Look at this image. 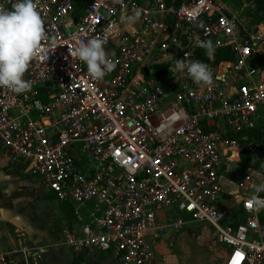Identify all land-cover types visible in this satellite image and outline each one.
<instances>
[{"label": "built area", "instance_id": "obj_1", "mask_svg": "<svg viewBox=\"0 0 264 264\" xmlns=\"http://www.w3.org/2000/svg\"><path fill=\"white\" fill-rule=\"evenodd\" d=\"M240 2L34 0L47 39L24 74L31 90L0 87V147L81 223L55 246L163 264L153 244L199 223L229 248L225 264H264V208L249 203L264 182L255 135L264 132V29L251 23L256 2ZM137 9L126 28L121 18ZM90 38L104 41L115 64L102 80L69 53ZM206 39L214 55L229 49L235 60L214 64L198 46ZM177 59L207 64L211 83L181 74ZM44 249L15 229L0 264L16 255L30 264Z\"/></svg>", "mask_w": 264, "mask_h": 264}, {"label": "clouds", "instance_id": "obj_2", "mask_svg": "<svg viewBox=\"0 0 264 264\" xmlns=\"http://www.w3.org/2000/svg\"><path fill=\"white\" fill-rule=\"evenodd\" d=\"M140 16L137 9L133 15L122 17L121 22L130 29ZM47 39L43 20L36 10L34 0H15L10 8L0 7V87L10 89L13 93L22 94L30 91L32 81L26 80L24 74L36 53L41 50L42 41ZM205 49L209 59L214 56V44L211 40L198 42ZM74 52L79 61L86 66L87 73L96 80H102L110 73L115 64L108 58L102 39L90 38L86 42H77ZM175 68L181 74H187L193 82L208 85L212 81V72L207 64L193 60L185 63L177 59ZM264 182L254 187V195L249 201L256 209L264 208Z\"/></svg>", "mask_w": 264, "mask_h": 264}, {"label": "rangeland", "instance_id": "obj_3", "mask_svg": "<svg viewBox=\"0 0 264 264\" xmlns=\"http://www.w3.org/2000/svg\"><path fill=\"white\" fill-rule=\"evenodd\" d=\"M227 6L240 9V0H220ZM236 164L231 165V172H234ZM5 169L13 170L19 173V169L15 166H9L8 159H4L0 153V242L2 240H8L9 235L13 234L14 227L20 226L23 220L32 219L31 227L35 229H41L50 221L55 220L56 226L59 228L61 221L63 220V212L61 210L60 201L51 194V191L43 186L34 177L22 176L20 179H3V171ZM10 172H6V175H10ZM6 175L4 177H6ZM233 189L232 184H228L225 193ZM14 207L19 212V216L15 219L14 216H9L8 211L13 210ZM34 215V216H33ZM33 216V218H31ZM188 219L187 216H183ZM12 220V221H11ZM11 221V222H10ZM189 232L188 236L191 240H188L187 244H190V248L187 246L186 250L190 252L193 259H197L200 256V251L203 249L199 242L200 234H208L211 232V227L208 224L191 223L187 226ZM198 240H197V239ZM51 241L42 245L43 247L51 246ZM179 249V257L181 258L184 253ZM74 259V255L68 247L60 248H46L43 251L41 259H31L30 264H70ZM204 262H208L204 259ZM216 264H223L219 259L215 260ZM114 256L110 255L105 264H115Z\"/></svg>", "mask_w": 264, "mask_h": 264}, {"label": "crops", "instance_id": "obj_4", "mask_svg": "<svg viewBox=\"0 0 264 264\" xmlns=\"http://www.w3.org/2000/svg\"><path fill=\"white\" fill-rule=\"evenodd\" d=\"M0 153L4 159L7 157L4 155L1 147H0ZM9 166H14L10 164L8 161ZM19 169V173L13 170L5 169L3 171V179L8 178L10 179H20L22 176L26 177H32L28 174H26L22 167L15 166ZM10 172V175H6V172ZM6 175V177H4ZM52 194V193H51ZM53 195V194H52ZM9 216H14L13 219L17 218L19 216V212L14 207L13 210L8 211ZM164 215H168V213H165ZM34 216V215H33ZM31 216V218H33ZM11 220V221H12ZM64 221H61L60 227L58 228L55 224V220L50 221L49 224L45 225L44 227H41V229H35L34 227H31L30 224H32V219L26 221L23 220L20 226L14 227L15 229H23L27 235L28 244L30 246H37V247H43L42 245H45L46 243H49L51 241V246L46 247L47 249L50 247L53 248H60L55 246V242L58 241V239L63 237L64 231L69 230L73 231V229L79 230L81 223L77 220L75 217V223L70 226L66 220L63 218ZM10 221V222H11ZM199 224V223H198ZM191 225V223H188L183 230L176 231L174 229H169L166 231L165 235L156 241L153 244L154 252L156 253L158 259L163 264H216L215 260L219 259L225 264V257L229 253V248L227 246L221 245L219 243H215V234L213 231V228L211 227V232H208V234H200L199 242L201 243L203 249L200 251V256L197 259H193L190 255V252L186 250L187 246L190 248V244H187L188 240H191L190 238L193 237V235L188 236L189 232L187 229V226ZM204 225V224H202ZM15 231V230H14ZM13 231V234H14ZM13 234L9 235L8 240H2L0 242V251H5L9 248V242L11 241ZM197 239V238H196ZM198 240V239H197ZM187 245V246H186ZM65 247V246H62ZM45 248V247H43ZM45 248V249H46ZM44 249V251H45ZM179 249L182 250L181 252L184 253L182 257H179ZM72 252V251H71ZM73 253V252H72ZM43 253L38 258H42ZM74 255V259L76 257L83 258L82 264H105L106 259L110 256H114V262L115 264H118V260L116 259L115 255L111 252L107 253H101V252H92V253H83L81 255ZM72 259V261L74 260ZM204 259H206L208 262H204ZM70 262V264L72 263ZM44 262V261H43ZM43 262H40L43 263ZM3 264H24L23 259L21 255H16L13 259V261H6Z\"/></svg>", "mask_w": 264, "mask_h": 264}, {"label": "trees", "instance_id": "obj_5", "mask_svg": "<svg viewBox=\"0 0 264 264\" xmlns=\"http://www.w3.org/2000/svg\"><path fill=\"white\" fill-rule=\"evenodd\" d=\"M181 0H177V3H180ZM257 4V9L249 15L252 17L251 23L254 25H258L262 29H264V1L263 0H254ZM235 55L233 52L229 49H219L215 51L214 55V64H219L222 61H234ZM256 137L259 141L264 142V132L262 130H259L255 132ZM242 171L244 172L247 168V159H242ZM61 210L63 212V218L66 220V222L72 226L75 223V216L72 208L67 204L60 202ZM83 258L76 257L71 264H82Z\"/></svg>", "mask_w": 264, "mask_h": 264}, {"label": "water", "instance_id": "obj_6", "mask_svg": "<svg viewBox=\"0 0 264 264\" xmlns=\"http://www.w3.org/2000/svg\"><path fill=\"white\" fill-rule=\"evenodd\" d=\"M264 1V0H263ZM246 21V20H245ZM194 27H195V25H194Z\"/></svg>", "mask_w": 264, "mask_h": 264}]
</instances>
